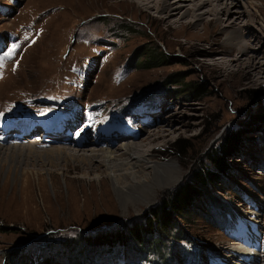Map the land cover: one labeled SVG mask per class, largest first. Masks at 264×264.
Masks as SVG:
<instances>
[{
    "label": "rangeland",
    "instance_id": "rangeland-1",
    "mask_svg": "<svg viewBox=\"0 0 264 264\" xmlns=\"http://www.w3.org/2000/svg\"><path fill=\"white\" fill-rule=\"evenodd\" d=\"M140 1L0 0V35L5 37V47L0 43V120L29 114L41 126L47 116L57 124L56 117L74 112L84 122L78 136L91 134L100 140L114 131L129 132L119 131L123 122L131 120L142 133L155 119L138 142L151 163L165 169L157 184L141 182L138 193L120 194L103 165L88 168L82 160L56 157L52 151L42 157L30 150L27 140L15 139L10 148L0 144L5 148L0 151V264H25L28 259L30 264H72V254L82 261L78 264H143L128 262L138 260L129 249H121V254L105 249L99 257L93 251L85 257L78 250L86 248L81 241L86 233L144 216L169 189L192 180L198 166L208 162V153L233 130L240 132L242 144L227 159L228 170L207 186L188 212L175 214L196 241L185 243L188 258H181L176 236H166V243L174 251V264H237L245 255L233 251L244 245L239 244L242 228L248 236H259L256 219L264 225V65L251 74L245 65L250 56L264 64V0H240L243 11L252 15L246 13L234 27L209 4L169 20L164 11ZM197 10L207 11L204 19L196 20ZM130 23L138 24L136 31H126ZM154 40L167 51V61L137 66L142 48L153 47ZM248 41L251 48L242 56L246 64L233 62L242 55L233 48ZM176 76L185 79L169 84L173 90L157 107L125 112L129 103ZM189 80L201 84L204 93H190L191 85H182ZM259 114L263 119L256 121ZM81 138H72V150L83 147L78 145ZM115 141L119 146L125 140ZM54 142L35 146L58 147ZM136 170L133 177L147 178L152 169ZM71 237L80 242L69 256L40 255L48 245L62 250L61 242ZM260 251L264 257L262 246Z\"/></svg>",
    "mask_w": 264,
    "mask_h": 264
},
{
    "label": "trees",
    "instance_id": "trees-1",
    "mask_svg": "<svg viewBox=\"0 0 264 264\" xmlns=\"http://www.w3.org/2000/svg\"><path fill=\"white\" fill-rule=\"evenodd\" d=\"M136 23H130L126 25V31L134 30L136 31ZM153 47L145 45L140 55L136 58V65L141 64L145 67H153L161 65L167 61L169 55L167 51L162 47L158 40H154ZM131 62V66H132ZM170 78V77H169ZM185 76L171 79H164L163 84L158 86L157 89L151 90L150 94L144 95L145 97L137 99L135 102L128 104V107L124 110H130L132 106L140 103L141 101L147 103L153 100L159 94L167 95L172 88H168L169 84L176 81H182ZM182 85L190 87V93L199 92V95L204 93L201 84L192 81H186ZM167 89V90H166ZM259 118L262 120V114H259ZM255 120V118H254ZM253 120V121H254ZM252 121V122H253ZM251 129V128H250ZM247 130H249L247 128ZM237 130H233L227 137L226 142H222L220 145L216 146L212 151L208 153V162L201 163L197 170L193 172L192 180L182 181L175 188L169 189L166 194L162 197L157 204H155L150 211H148L144 216L135 217L131 219L130 222H122L121 226L115 227L107 230H93L84 235L81 241L86 245L78 250L79 254L85 252V257L89 255L90 252H96L100 247H108V249H117L120 252V247H126L130 250L133 255H138L140 257L137 261H142L143 264H174V258L172 259L173 250L170 248L168 242L166 243V236L170 237L172 235L177 237V242L179 250L181 252L182 258L188 255V249H185L186 242L191 244H196L195 240L191 239L186 231L182 228L178 220L175 218V214L180 215V213L188 212L190 205L193 201L204 194H206V189L208 185L217 183L218 178L221 174L228 170L229 165L227 159L231 156L236 155L241 147V134ZM218 199V196H212V199ZM220 202L223 203L222 200ZM183 215V214H182ZM185 216V215H184ZM79 237H71L66 243L61 242L62 250L57 249L54 245H48L47 247H42V252L40 255L44 259H48L50 256L59 254H66L69 256L70 252L73 250V246L80 242ZM66 241V240H65ZM192 249V248H191ZM48 250L49 252L45 251ZM116 250V251H117ZM193 251V249H192ZM201 251V249H200ZM53 255V256H54ZM83 255V254H82ZM73 257L72 264L81 263L79 257L72 254ZM89 257V256H88ZM48 261H51L49 259ZM205 261H202L203 264Z\"/></svg>",
    "mask_w": 264,
    "mask_h": 264
},
{
    "label": "bare ground",
    "instance_id": "bare-ground-1",
    "mask_svg": "<svg viewBox=\"0 0 264 264\" xmlns=\"http://www.w3.org/2000/svg\"><path fill=\"white\" fill-rule=\"evenodd\" d=\"M143 1H147V2H143ZM222 1L223 0H158V1L141 0L139 4L144 5L146 7H151V6L156 7L161 11H164L166 14L165 18L169 20H171L176 15L184 16L191 10L196 11V9H200L202 6L209 4V6L211 5L214 6L212 9L215 8L216 12L228 16V18H225L223 21L229 20L228 26H232V27L236 26L237 24L239 26L237 20L238 19L243 20V18L246 17V13L249 16L252 15L249 11L247 12L243 11L246 9H243L242 2L240 0L239 1L226 0L225 2ZM152 3L154 4L152 5ZM208 11L210 12L212 10H208ZM206 12L207 11L205 12L201 11L198 13L197 10L198 14L196 13L197 16L196 20L204 19V15ZM247 48H251L249 41L248 43H241L239 46H235L233 48V51L239 50L240 53H242V55L241 57H237L235 58V60L232 61L233 62L236 61L237 64L240 65L246 64L244 63L246 61L242 56L248 53ZM257 57L258 56H250L248 59L249 64L245 65L250 74L253 71L261 72L263 69L264 64L261 61H257L258 60ZM21 122H23V127L26 128L27 130L25 133H19L16 128L5 129L4 125L0 123L1 145H8L10 148L12 147L10 144L12 141L16 142L17 140L20 142L22 140L23 141L27 140V142H30L29 144L30 150L36 153V155L37 154L41 156L48 155V152L52 151L55 152L54 154L56 155V157L68 156L72 159L74 158V159L82 160L83 162L86 163L88 168H94L96 164L103 165L106 168L107 173L111 177L115 189L120 194H123L127 190L138 193L139 183L142 182L144 184L145 183L157 184L158 183L157 181L160 180V176L163 178L164 171L162 172V169L164 168L162 164L154 161H152L153 163H151V160L148 157V153H146L145 150L141 148L142 143L140 144L138 142V140L148 130L147 127L156 124L157 120L155 119L145 124L146 125L145 130L142 131L143 134L139 132L136 133L134 132V130L133 131L129 130V132L127 133H117L114 131L112 133L105 134L104 137H100V140L94 139V137L91 134L88 135L89 137L85 135L83 138L79 140L78 145H82L85 148L92 145H96V147L92 146L86 148L85 150L82 149L83 147H80L81 149L79 150H72L70 147L75 146L74 142L72 141V136H69L68 134H64V133L61 135V139L55 138L54 143H57L58 147L55 148L53 147L51 149H46V150H39L35 145H39L40 143H42V141L40 139L35 141H29L28 138L31 134L37 132L41 126H39L34 121H31L29 118H23L21 119ZM52 139H54V136L47 140H52ZM117 139H122L125 141L121 142L119 146H115L116 145L115 140ZM66 144L69 145V148L64 147L66 146ZM104 144H106V147H104ZM99 146H103V147L100 148ZM3 148L0 146V151L5 149ZM118 152H120V154ZM144 164H146V166ZM137 167L138 169H143V167L144 168L150 167L152 169L151 174L147 178L133 177L137 173L136 170ZM128 175H131V177H128ZM241 232H242L241 234H243L244 245L240 247H236V249H233V251L242 252L245 255L241 254V256H239L242 257V259H239L240 263L237 262V264H256L258 262L260 263L261 261H263L262 259L263 255L260 251L261 242L258 240V235L255 236L249 235L250 237H253L250 238L248 236L247 233L248 231L246 228H242ZM228 263L231 264L230 261H228Z\"/></svg>",
    "mask_w": 264,
    "mask_h": 264
},
{
    "label": "snow or ice",
    "instance_id": "snow-or-ice-1",
    "mask_svg": "<svg viewBox=\"0 0 264 264\" xmlns=\"http://www.w3.org/2000/svg\"><path fill=\"white\" fill-rule=\"evenodd\" d=\"M6 55H10V53H5Z\"/></svg>",
    "mask_w": 264,
    "mask_h": 264
}]
</instances>
